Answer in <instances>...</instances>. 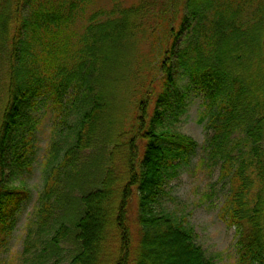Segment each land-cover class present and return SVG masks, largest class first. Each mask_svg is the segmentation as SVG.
I'll return each mask as SVG.
<instances>
[{"label": "trees", "instance_id": "1", "mask_svg": "<svg viewBox=\"0 0 264 264\" xmlns=\"http://www.w3.org/2000/svg\"><path fill=\"white\" fill-rule=\"evenodd\" d=\"M94 1L14 0L11 18L17 26L9 44L0 122V251L27 196L6 184L4 174L31 165V131L26 127L32 109L41 98L52 100L63 121L69 107L81 99L76 146L58 167L73 164L105 108L102 95L95 93L85 109L100 58L97 52L110 56L111 49L141 43L148 47L150 62L148 58L147 69L142 66L141 96L130 111L128 129L134 134L116 169L121 172L105 168L97 187L80 196L81 211L73 224L75 253L69 264H212L184 218L177 220L156 209L168 181L177 175L181 162L193 156L197 144L180 133H157L154 125L162 116L175 118L181 113L182 99L191 90L202 97L200 120L212 131L208 155L221 161L220 178L229 180L220 218L235 228L237 262L264 264V1L135 0L130 6L115 2L105 20L90 11ZM153 61L163 71L164 90L145 129ZM136 138L143 144L137 166L132 144ZM58 174L59 170L44 186L39 209L44 218L52 209L50 196ZM65 233L61 226L56 236L63 239Z\"/></svg>", "mask_w": 264, "mask_h": 264}, {"label": "rangeland", "instance_id": "2", "mask_svg": "<svg viewBox=\"0 0 264 264\" xmlns=\"http://www.w3.org/2000/svg\"><path fill=\"white\" fill-rule=\"evenodd\" d=\"M135 0H95L90 11H97V19L105 20L109 9L115 2L130 6ZM261 1V0H260ZM264 1V0H263ZM156 4L160 0L154 1ZM14 0H0V122L6 102L8 66L10 60V39L17 23H13ZM177 30V29H176ZM184 30L177 42L182 47ZM112 50V51H111ZM110 56L101 52L98 63L92 72V90L88 93V110L92 96L100 93L105 104L87 146L75 155L73 164L59 168L58 164L65 153L76 146L79 123L82 117L81 99L69 107L66 117L61 121L53 101L39 99L32 109V119L27 124L31 131L30 167L24 170L10 168L4 174L6 184L19 187L27 193L15 217L13 228L0 251V264H69L75 253L74 223L81 211L79 198L95 189L105 168L116 169L122 164L127 152V143L133 137L128 129L131 123V108L141 90V78L147 69L146 60L150 55L147 45L141 43L122 50L111 49ZM143 64V65H142ZM175 65V62L173 63ZM149 77L154 78L151 86L146 114L145 129L153 117L155 103L164 90L161 78L163 71L157 61L150 64ZM137 71V73H136ZM148 73V72H147ZM178 89L182 92L183 83ZM87 100V98H86ZM202 97L196 91L186 92L182 99V112L176 117L165 115L155 123V132H175L193 139L197 148L188 162L180 164L177 175L168 181L165 194L161 197L157 212L169 214L193 229L195 242L200 246L212 264H238L235 250V228H229L220 218L223 202L229 193V180L220 178L221 161L208 155L206 145L212 131L206 130V121L200 120ZM137 166L143 152L141 140L132 141ZM54 169V170H53ZM53 170V171H52ZM56 175V189L50 196L52 209L44 218L39 212L44 199L45 183ZM132 198L131 220L135 218V200ZM43 222L44 225H41ZM66 229L63 239L57 238L59 227ZM50 228V229H49ZM64 231V230H63ZM134 232V224L131 223ZM57 239V241L54 240ZM137 237L133 235L132 245L136 246Z\"/></svg>", "mask_w": 264, "mask_h": 264}]
</instances>
